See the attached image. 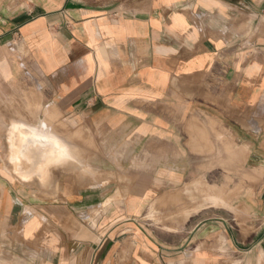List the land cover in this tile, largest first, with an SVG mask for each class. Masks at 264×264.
<instances>
[{
  "label": "crops",
  "instance_id": "crops-1",
  "mask_svg": "<svg viewBox=\"0 0 264 264\" xmlns=\"http://www.w3.org/2000/svg\"><path fill=\"white\" fill-rule=\"evenodd\" d=\"M30 126L68 157L16 168ZM21 230L58 264H264V0H0V232Z\"/></svg>",
  "mask_w": 264,
  "mask_h": 264
},
{
  "label": "rangeland",
  "instance_id": "rangeland-1",
  "mask_svg": "<svg viewBox=\"0 0 264 264\" xmlns=\"http://www.w3.org/2000/svg\"><path fill=\"white\" fill-rule=\"evenodd\" d=\"M12 135L10 146L17 153L14 154L11 162L16 168H18L16 159L18 151L23 146H27L29 150L43 146L49 150L51 156H53V151H58L59 154H55H58L61 158L68 157L66 147L54 141L52 135L46 130L42 131V129L40 130L35 126L17 127ZM36 135H42L44 138L53 141L44 144L25 142L26 139L35 138ZM50 161L52 160H44L45 164ZM0 235L3 236L0 237V264H58L67 261L70 257L67 254H58L60 249L57 241L56 243L53 242L51 231L50 233L47 232L48 237L45 239H37V233L26 239V237H23L22 230L14 232L13 235L8 237H5L4 232H0ZM65 243L67 245V238Z\"/></svg>",
  "mask_w": 264,
  "mask_h": 264
},
{
  "label": "bare ground",
  "instance_id": "bare-ground-1",
  "mask_svg": "<svg viewBox=\"0 0 264 264\" xmlns=\"http://www.w3.org/2000/svg\"><path fill=\"white\" fill-rule=\"evenodd\" d=\"M17 159V158H16ZM212 196V195H211ZM215 196V195H214ZM216 197V196H215ZM210 198V197H209ZM212 198H214V197H212ZM219 198V197H218Z\"/></svg>",
  "mask_w": 264,
  "mask_h": 264
}]
</instances>
